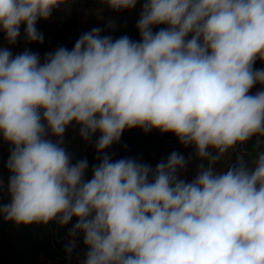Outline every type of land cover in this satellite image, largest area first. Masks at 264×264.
<instances>
[{"label":"clouds","instance_id":"1","mask_svg":"<svg viewBox=\"0 0 264 264\" xmlns=\"http://www.w3.org/2000/svg\"><path fill=\"white\" fill-rule=\"evenodd\" d=\"M74 0H0V32L43 43L36 25ZM112 11L141 0H97ZM160 25L158 31L153 28ZM140 40L94 27L43 63L0 47V136L10 144L15 225L55 221L82 234L81 264H264V0H143ZM261 89L252 94L251 89ZM79 126L99 163H72L64 133ZM172 133L200 161L173 151L153 168L105 150L126 129ZM49 136L56 139H50ZM255 138L254 156L217 164ZM3 181L0 180V190Z\"/></svg>","mask_w":264,"mask_h":264},{"label":"trees","instance_id":"2","mask_svg":"<svg viewBox=\"0 0 264 264\" xmlns=\"http://www.w3.org/2000/svg\"><path fill=\"white\" fill-rule=\"evenodd\" d=\"M141 3H138L135 9L123 10V11H112L107 8L106 5H102L97 2V0H74L67 5H63L60 8L53 11L51 17L47 20H39L37 22V27L40 30L48 29L51 30L49 34L53 36V41L51 43L43 41V43H28L26 40H22L24 46L35 48L40 50L43 54L39 55L41 63H43L44 57L47 53L54 52L58 47H66L71 50L74 46L76 40L79 36L85 32L90 31L94 27H99L102 29V35L111 36L113 39L119 38L121 36L127 35L130 39L134 41H139L140 36L136 28V23L140 17ZM76 3V4H75ZM73 4V5H71ZM68 8V10H67ZM160 27H166V25H160L153 28V31H158ZM254 68H264V63L257 60ZM261 89L260 85H256V91ZM141 132L144 134L145 138L142 140ZM171 139H177L172 133H161L158 130H151L145 133L140 128L126 129L121 137V140L117 143L120 149L124 146H131L129 158L138 156L142 150V155L147 152V150H152L160 158L159 151H161L164 146L171 143ZM254 144L255 138L248 142L247 144L240 146L233 154L235 157L251 158L254 156ZM66 150L71 154L72 163H75L82 159L87 152L91 151V148L84 146L81 143H67L63 145ZM11 145L4 142L2 136H0V178L4 175L5 182H8V178L11 175L6 167L7 160L10 155ZM234 157V158H235ZM233 157L230 158L231 163H235L236 160ZM99 163L98 153H96L91 160H89V174L92 173L91 169L93 165ZM3 192L0 193V199L7 198L6 188L3 187ZM1 220L0 217V228ZM76 222L73 218L66 226H59V237H64L67 235L68 230ZM7 223L12 224L10 227L9 239L1 244L0 249V264H42L36 261L37 252L42 251L46 254H51L53 252L47 251L49 246V230L45 229L44 232H39L38 229L32 228L30 225L24 226L19 225L17 228L14 223L7 221ZM13 229V230H11ZM81 247L83 251H87L86 247L83 245V237H80ZM63 243L62 247L67 248L65 240H61ZM44 243V245H43ZM20 244H23L21 246ZM26 256L27 259L22 260H11L9 255Z\"/></svg>","mask_w":264,"mask_h":264},{"label":"rangeland","instance_id":"3","mask_svg":"<svg viewBox=\"0 0 264 264\" xmlns=\"http://www.w3.org/2000/svg\"><path fill=\"white\" fill-rule=\"evenodd\" d=\"M24 28L25 25H21L20 36L18 37L17 42L14 45H9L6 39L4 38V33L0 32V47L8 48L12 52L13 56L22 53L25 49H29L30 51L38 53L39 55L43 54L40 50H36L35 48L24 46L23 43H20L22 42V40H25ZM37 29L39 32L43 34L44 37L43 41L48 43H51L53 41V36L49 34L51 30L48 29L40 30L38 27ZM250 91L252 94L256 93L257 92L256 86ZM98 137H99V133H96L95 136H93L91 142L82 140L79 134V126L75 125L74 123L68 126V128L64 133V137H63L64 144L76 142V143L84 144V146L86 145L91 148V151L87 152L86 155L82 157V159H86L88 161V169L85 173L86 179H90L92 175V173L89 174V160H91L93 156L97 153L95 148V140ZM49 138L53 140L56 139L55 137H51V136H49ZM143 138H145V136L141 132L140 139L142 140ZM130 150H131V146L129 147L124 146L122 149H120L119 145H117V143H114L110 148L106 149L105 152L108 155H110L113 160H117L121 158H129L128 155L130 154ZM173 151L181 153L182 155L185 156L186 159L192 157L191 162L188 164L186 171L181 174V178L191 181L195 176L200 161L194 157V149L192 147L185 148L183 145L179 143L178 139H171V143L167 144V146H164V148L161 151H159L160 158L156 155L155 152L153 154V151L151 149L147 150V152L144 153L143 155L141 150L140 154H138V156L133 158L138 160L139 162L149 164L154 168L156 164L159 163L161 160H166L167 157ZM233 153H231L229 156H226L223 161L217 164L216 167L223 168L226 162L231 163L230 158L235 157L234 155L232 156ZM238 158L239 157L234 158L236 162ZM244 159L247 160L249 158H244ZM5 177L6 175L2 176L0 180L3 181V187L6 188L7 191V183L5 182ZM1 192L3 191L0 190V193ZM8 202L9 200L6 197L0 199V204H7ZM11 225L12 224L10 223L8 224L5 220H1L0 249H1V244H4L5 241L10 238L8 237L9 236L8 232H10V228L9 229L6 228L10 227ZM30 226L35 229L37 228L40 233L44 232L43 230L45 229L49 230L50 237H49V246L47 247V251L49 250V252H53L52 253L53 255H51L50 253L49 254L43 253L42 251L35 253L34 254L36 256L35 262H39L42 264H81V262L84 260L86 252L83 251L81 247L82 245H81L80 237H82V234L76 238V246L73 249L71 259H69L66 253V248L62 247L63 243L61 242V240H65L66 246L68 247L71 243V238L68 235L64 237H59L58 235L59 225L55 221L49 222L47 225L32 224ZM16 227L19 228L18 226ZM20 245L23 246V244ZM9 256L10 257L8 258H10L11 260L27 259L26 256H21L20 254L14 256L9 255Z\"/></svg>","mask_w":264,"mask_h":264}]
</instances>
